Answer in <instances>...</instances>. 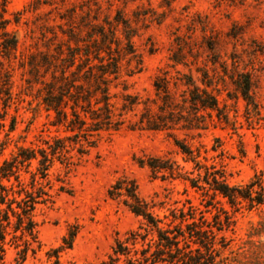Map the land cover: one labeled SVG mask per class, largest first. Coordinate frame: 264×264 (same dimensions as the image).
Returning <instances> with one entry per match:
<instances>
[{"label": "rangeland", "instance_id": "1", "mask_svg": "<svg viewBox=\"0 0 264 264\" xmlns=\"http://www.w3.org/2000/svg\"><path fill=\"white\" fill-rule=\"evenodd\" d=\"M117 12L136 30L131 41L142 58V71L123 76L125 83L110 89L114 103H120L123 86L130 94L152 98L154 77L169 64L172 52L181 47L189 61L191 53L201 63L208 59L210 45L229 70L234 57L239 69L250 72L262 120H247L245 102L227 100L223 93L219 100L227 106L233 126L215 124L198 133L174 132L173 136L124 126L117 132L100 133L85 154L78 153V145L66 142L69 160L62 164L55 160L49 171L52 201L36 212L40 248L23 262L8 249L4 264H99L106 260L116 237L141 223L122 199L107 197L118 179L134 181L139 197L153 205L152 212L159 218L193 206L196 216L206 211L204 217L212 222L215 215L222 219L219 210H225L230 226L218 235L225 245L220 250L221 264H264V202L248 210L244 205L231 208L217 199L205 209L208 197L189 188L185 192L180 179L162 178L137 163L138 159L161 158L178 165L180 174L192 171L194 164L185 161L174 145L176 139L199 153L196 161L222 170L230 185H244L257 176L264 186V0H0V22L5 21V30L18 40L17 50L7 57L0 47V115L5 89L11 96L0 120L4 126L0 128V165L19 146L42 147L44 140L70 135L49 125L52 113L45 111L38 93L40 81H47L48 76L41 78L40 69L32 77L29 58L38 61L42 54H53L60 42L74 46V41H68L69 29L73 27L77 41L84 39L88 26L83 23L103 24V19L112 21ZM5 73L10 77L8 86H4ZM13 118L14 129L9 132ZM73 231L71 248L60 251L57 258L52 256V250Z\"/></svg>", "mask_w": 264, "mask_h": 264}, {"label": "trees", "instance_id": "2", "mask_svg": "<svg viewBox=\"0 0 264 264\" xmlns=\"http://www.w3.org/2000/svg\"><path fill=\"white\" fill-rule=\"evenodd\" d=\"M74 14L73 11L70 17ZM81 20L84 22L83 17ZM5 25V21L0 22L3 57L15 52L18 46L17 38L5 30ZM82 26H88L84 39L77 41L73 27L67 33L74 46L60 42L53 54H42L38 61L29 58L32 77L40 69L41 78L48 76L47 81H40L38 93L45 111L52 113L49 125L70 135L53 137L51 142L44 140L42 147L19 146L9 159L2 161L0 264H4L8 249H13L16 259L23 262L40 248L36 212L52 201L49 171L55 160L61 164L69 160L66 142L78 145V153L85 154L94 147L100 133L117 132L124 126L130 130L164 132L168 136L174 132L198 133L215 124L233 126L235 122L230 121L227 106L219 100L223 93L227 100L240 98L245 102L247 120H262L252 94L250 72L239 69L234 57L229 70L226 62L212 53L210 45H207L210 55L201 63L191 53L189 61L181 47L172 52L169 64L154 77L152 98L130 94L123 86L120 103H114L110 89L123 85V76L132 77L142 71V58L131 41L136 30L119 12L112 21L105 18L103 24L89 22ZM4 77V86H8V73ZM3 94L6 97L1 121L11 99L8 88ZM13 129L14 118L9 132ZM174 145L186 162L194 164L192 171L180 174L178 165L161 158L138 159V165L147 167L154 175L162 174V178L180 179L186 185L185 192L189 188L208 197L205 209L217 199L234 209L244 205L250 210L263 204L264 186L259 177L254 176L244 185H230L222 170L196 161L199 153L194 154L188 145L176 139ZM107 197L122 199V204L141 223L136 230L116 237L110 254L99 264H221L220 250L225 245L218 235L230 226L225 210H219L222 219L215 215L212 222L204 217L206 211H199L196 216L193 206L185 212L171 210L159 218L152 212L153 205L139 197L135 182L125 179L110 186ZM75 235L76 231L68 233L61 246L52 250V256L57 258L60 251L70 249Z\"/></svg>", "mask_w": 264, "mask_h": 264}]
</instances>
